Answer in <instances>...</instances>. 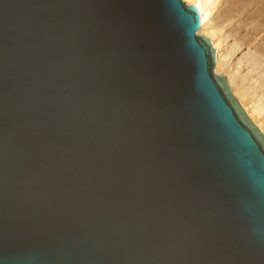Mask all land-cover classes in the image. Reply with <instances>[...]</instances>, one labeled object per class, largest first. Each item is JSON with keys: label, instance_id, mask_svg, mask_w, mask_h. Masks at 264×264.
Wrapping results in <instances>:
<instances>
[{"label": "water", "instance_id": "1", "mask_svg": "<svg viewBox=\"0 0 264 264\" xmlns=\"http://www.w3.org/2000/svg\"><path fill=\"white\" fill-rule=\"evenodd\" d=\"M182 0H0V264H264V138Z\"/></svg>", "mask_w": 264, "mask_h": 264}, {"label": "bare ground", "instance_id": "2", "mask_svg": "<svg viewBox=\"0 0 264 264\" xmlns=\"http://www.w3.org/2000/svg\"><path fill=\"white\" fill-rule=\"evenodd\" d=\"M182 1L186 5H195L197 7L200 14L201 23L198 28L199 32L196 35H200L209 40L211 48L214 52L215 72L218 73L222 71L225 74L226 78L222 74H215L221 76L224 79L226 86L229 88L230 95H233L232 92L235 94L238 100L235 98V96L234 98L239 108L247 118L249 116L252 121L258 125L260 130L248 118L250 124L264 138L261 133L263 132L264 134V83L262 81V77H264V58L261 60L259 56L261 54L263 55L264 53V0ZM218 6L220 8V11L217 17L214 19L212 18V14ZM242 14L243 16H245V20H242L243 22L239 23L234 31L239 32L241 30H244V38H242L240 40L241 42L239 43L236 41L238 43L236 44L237 48L231 45L233 47H229V49L225 51L224 55L220 54L222 42L228 37L227 35L223 36L221 32L225 27H231L232 25H234V23H232V20L236 17H240ZM248 24L249 26L246 27ZM257 39L261 40V42L255 49L256 52H253L248 57H246L245 61L251 67L250 69H252V71L257 70L258 74L256 73V78H253V76L251 78L248 77L249 79H254V81L252 83H249L248 86H245L243 84V80L246 79V76H244L245 74H237L236 72L229 69L227 58H230L234 51L241 46L248 45L250 41ZM230 88L232 89V91ZM260 100L262 101L261 103L259 102ZM239 103L242 105L248 116Z\"/></svg>", "mask_w": 264, "mask_h": 264}, {"label": "rangeland", "instance_id": "3", "mask_svg": "<svg viewBox=\"0 0 264 264\" xmlns=\"http://www.w3.org/2000/svg\"><path fill=\"white\" fill-rule=\"evenodd\" d=\"M188 4V3H187ZM219 11H220V8H219V6L214 10V12H213V14H212V18H216L217 17V15H218V13H219ZM215 14V15H214ZM215 16V17H214ZM242 17V18H241ZM242 20H245V16H243V14L240 16V17H236V18H234L233 20H232V23H234V25H232L231 27H225L224 29H223V31L221 32V34H223V36H228L227 38H226V40H224L223 42H222V45H221V51H220V54H223L224 55V53H225V51L227 50V49H229V47H236L237 45L236 44H238L239 42H241L240 40L242 39V38H244V36H245V31L244 30H241V31H239V32H236V31H234L235 30V28H236V26L239 24V23H241V22H243ZM249 26V24L246 26V27H248ZM229 33V34H228ZM232 34H233V36H232ZM205 36V35H204ZM240 37V38H239ZM236 39V40H235ZM239 39V40H238ZM238 43H237V42ZM260 42H261V40H259V39H257V40H252V41H250L249 43H248V45H244V46H241L240 48H238L237 50H235L234 51V53L230 56V58H227V61H228V67H229V69H231L232 71H234V72H236L237 74L238 73H240L241 75L243 74H245L244 76H246V79L245 80H243V84L245 85V86H248L249 85V83H252L253 81H254V79L252 80V79H249V78H251L252 76H253V78H256L255 76H257L256 75V73L258 72L257 70H254V71H252V69H250L251 67L246 63V61H245V58L246 57H248L251 53H253V52H256V48H257V46L260 44ZM231 45H233V46H231ZM256 45V46H255ZM237 48V47H236ZM250 51V52H249ZM259 55V54H258ZM263 55H264V53H263ZM262 54L261 55H259L260 56V58H261V60L264 58V56H263ZM242 60V61H241ZM241 61V62H240ZM239 62V63H238ZM238 63V64H237ZM215 67V66H214ZM263 67H264V60H263ZM249 69V70H248ZM236 70V71H235ZM251 71V72H250ZM215 73H217V72H215ZM217 74H222V75H224L225 76V74L222 72V71H220V72H218ZM258 74V73H257ZM249 77V78H248ZM225 78H226V76H225ZM263 78V83H264V77H262ZM249 79V80H248ZM252 80V81H251ZM230 87V86H229ZM231 89V88H230ZM231 91H232V89H231ZM232 94L235 96V94L232 92ZM235 98L237 99V97L235 96ZM238 100V99H237ZM262 100V99H261ZM259 101L260 103L262 102V101ZM239 102V101H238ZM240 104V103H239ZM240 106L242 107V105L240 104ZM242 109L244 110V108L242 107ZM244 112L246 113V111L244 110ZM264 114V113H263ZM262 114V115H263ZM246 115H247V113H246ZM248 116V115H247ZM248 118L251 120V122L259 129V127H258V125L256 124V123H254L253 121H252V119L248 116ZM263 122H264V118H263ZM260 130V129H259ZM261 132V131H260ZM262 133V135L264 136V134H263V132H261Z\"/></svg>", "mask_w": 264, "mask_h": 264}]
</instances>
